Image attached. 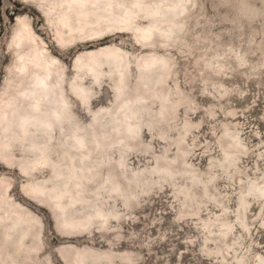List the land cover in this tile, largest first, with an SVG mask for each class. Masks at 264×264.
Instances as JSON below:
<instances>
[{"label":"rangeland","instance_id":"rangeland-1","mask_svg":"<svg viewBox=\"0 0 264 264\" xmlns=\"http://www.w3.org/2000/svg\"><path fill=\"white\" fill-rule=\"evenodd\" d=\"M137 1L114 0V16L136 12ZM140 1L161 4L167 20L140 15L122 30L113 22L100 38L61 47L41 5L0 0V94L19 79L14 35L23 17L59 58L70 103L68 121L56 125L47 144L61 176L51 168L30 178L18 170L20 161L37 158L32 145L47 136L25 134L17 121L11 130L0 122V145L16 161L8 166L9 157L0 155V189L2 180L9 181L26 221L29 214L38 220L25 239L38 246L31 254L17 251L20 233L8 239L0 224V264H70L77 250L88 264H264V0H185L187 10L176 22L166 8L179 0ZM152 25L167 36L157 33L152 43H140V28ZM91 51L102 72L98 82L75 69L76 58L84 54L88 61ZM147 55L160 57L159 65L144 68ZM117 60L125 68L121 96ZM75 83L91 93L88 108ZM125 101L129 105L120 109ZM96 113L104 114L100 123L93 120ZM128 122L139 128L135 140L126 137ZM76 133L89 143L112 142L101 153L93 148L87 163L74 155L79 195L67 182ZM122 133L125 141L115 144ZM170 161L173 173L165 169ZM30 182L70 188L80 202L68 205L67 218L92 222L81 234L63 235L71 224L64 226L29 198Z\"/></svg>","mask_w":264,"mask_h":264},{"label":"bare ground","instance_id":"bare-ground-1","mask_svg":"<svg viewBox=\"0 0 264 264\" xmlns=\"http://www.w3.org/2000/svg\"><path fill=\"white\" fill-rule=\"evenodd\" d=\"M30 1L44 8L46 17L55 30V38L61 47L74 46L81 42L100 38L107 33V29L113 22L119 24L118 27L122 30L123 23L128 25L129 22L134 21V19H137L140 15L151 18L154 14L158 13L159 15H156L158 20L162 22L167 20V15H163V6L161 4L158 3L151 6L140 0L135 3L136 12H131L130 10L127 11L125 15L121 14L120 17L114 16V11L116 9L114 0ZM169 9L173 11V17H171L170 20L176 22L186 12V2L185 0H179L178 3L167 6L166 10ZM157 33L163 38L168 34H166L165 30H161L158 25L140 28V43L145 45L152 43ZM40 39L43 45H41ZM14 46L18 58L17 76L19 79L16 83L10 84L12 90L5 92V96L0 94V122L5 124L7 130H11L17 121L25 134L31 133L32 130L34 133L45 134L47 136V141H45L44 144L32 145V148L38 153L37 158L30 162L24 160L20 161L16 168L21 170L28 178L32 176V172H36L43 168H51L52 174L61 176L62 171L59 169V163L51 157L47 146L48 142H53L56 125L58 124L63 127L64 123L68 121L70 113V103L64 93V87L62 85L63 72H61V67L59 66L60 60L49 53L47 43L37 35L32 24L23 17H19V26L14 35ZM104 51L108 52L109 55L113 53L110 49ZM89 56H92L91 59L84 61V54H80L75 60V69L78 71H88L92 79L98 82L102 75V72L96 66L99 61L93 55L92 51L89 53ZM160 60L161 58L156 55H147L143 59L142 66L147 69L148 67L159 65ZM118 67L120 83L117 96H121L123 94L121 83L125 81V68H122L119 61ZM74 88L81 105L88 108L92 98L89 90L84 86H80L79 83H75ZM128 105L129 103L125 101L124 104H121L120 109ZM122 112L125 117H131L128 113V109H124ZM93 115V120L97 123H100L104 118V114L97 116L96 113ZM117 126L118 130H121L119 123ZM138 129V126L135 127L132 122H128L125 125L124 130H126V137L128 140L136 139L137 133L139 132ZM122 134L123 135L120 134L118 141H113L115 144L125 141V133ZM73 138L74 142L72 145L75 146V150L71 153L72 159L68 162L71 168L69 172L71 177L67 182L72 183L71 188H74L79 195L80 181H77L75 177H78L80 173L76 170L78 164L73 159L74 155L80 154L83 157L80 159L81 162L87 163L93 148L101 153L105 151L106 143L109 144L112 142H105L104 139H93L90 142L92 145H90L86 137L80 133L73 135ZM6 148L7 146L0 145V155H3L4 158L9 157L10 160L5 159L6 165L14 166L16 161L6 154ZM172 164L173 161H170L168 168H165L166 171L173 173ZM1 183L0 224L6 227L7 238L11 239L13 232H18L20 236L17 251L29 252L28 254L37 252L38 246L36 244L33 246L27 245L25 239L30 234V227L36 226L31 223L38 220L35 216L29 214L27 222L22 205L17 204L11 198V194L9 193L11 183L7 180H2ZM115 188L119 189V186L115 185ZM25 191L29 194L31 200L50 208L56 219H62L64 226L71 224L70 229L63 232L65 236H73L76 232H79V234L83 233L92 222L91 218H87L85 221H69L66 216L68 205H78L80 197L75 195V193L71 194V189L68 187L62 189V191H56L52 189L51 184L47 185L44 182H30L27 184ZM57 213L61 214L62 217H59ZM99 215L103 216V213H99ZM39 229L40 226L37 227L38 238L40 236ZM10 256H12V254H10ZM86 258L85 253L81 250H77L70 264H88Z\"/></svg>","mask_w":264,"mask_h":264}]
</instances>
